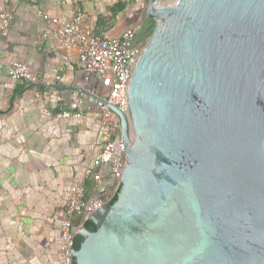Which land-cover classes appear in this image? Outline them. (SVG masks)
<instances>
[{"label": "water", "instance_id": "1", "mask_svg": "<svg viewBox=\"0 0 264 264\" xmlns=\"http://www.w3.org/2000/svg\"><path fill=\"white\" fill-rule=\"evenodd\" d=\"M144 13L127 113L58 82L72 110L117 115L125 157L115 201L86 215L95 229L72 219V264H264V0H148Z\"/></svg>", "mask_w": 264, "mask_h": 264}, {"label": "crops", "instance_id": "2", "mask_svg": "<svg viewBox=\"0 0 264 264\" xmlns=\"http://www.w3.org/2000/svg\"><path fill=\"white\" fill-rule=\"evenodd\" d=\"M71 3L0 0V12L13 16L0 33V264H64L59 224L69 187L82 182L89 197L110 195L114 189L106 175L99 180L84 177L86 167L98 170L94 160L106 139L97 120L99 106L81 110L80 121L47 114L54 109V97L65 96L58 82L89 89L95 81L77 61L75 50L67 52L44 36L46 26L38 11L68 19ZM79 3L102 35L117 36L145 16L143 11L129 15L132 2L126 0ZM121 4L124 8L118 10ZM13 61L25 62L34 80H11ZM33 82L39 85L29 87Z\"/></svg>", "mask_w": 264, "mask_h": 264}, {"label": "built area", "instance_id": "3", "mask_svg": "<svg viewBox=\"0 0 264 264\" xmlns=\"http://www.w3.org/2000/svg\"><path fill=\"white\" fill-rule=\"evenodd\" d=\"M71 2L72 11L68 19L38 11L46 26L44 36L54 38L59 46L67 52L75 50L77 61L95 77V81L88 90L127 113L129 78L133 66L148 39L147 36L127 47L139 28L141 18L134 19L117 36L102 35L95 32L91 17L83 10L79 0H71ZM131 2L129 15H135L139 11H145L148 0H132ZM12 18L13 16L9 11L3 10L0 12V33L9 27ZM8 76L13 81L31 82L34 80L27 64L22 61H13L10 64ZM35 95L38 96L39 94L35 93ZM53 103L54 109L47 111L48 115L56 118H74L80 121L82 111L72 110L65 96L56 95ZM99 108L97 120L106 139L102 142L101 149L94 160L98 170L93 171L91 168L86 167L84 177L99 180L106 175L112 181L114 189L110 195L89 197L86 194L84 183L77 182L69 187L65 201V216L59 224L60 251L64 264H72L74 258L70 248L74 236L72 218L80 215L83 223L86 220V215L91 214L103 203L111 200L117 191L125 161L124 155L118 157L119 151L124 150L122 140L117 139L120 134L119 119L105 105ZM112 134L115 136H112ZM100 168L105 169L104 173L100 172Z\"/></svg>", "mask_w": 264, "mask_h": 264}, {"label": "flooded vegetation", "instance_id": "4", "mask_svg": "<svg viewBox=\"0 0 264 264\" xmlns=\"http://www.w3.org/2000/svg\"><path fill=\"white\" fill-rule=\"evenodd\" d=\"M153 27V20L147 18L146 16L142 17L139 20V28L137 30V38L143 39L146 36V34L151 30Z\"/></svg>", "mask_w": 264, "mask_h": 264}, {"label": "trees", "instance_id": "5", "mask_svg": "<svg viewBox=\"0 0 264 264\" xmlns=\"http://www.w3.org/2000/svg\"><path fill=\"white\" fill-rule=\"evenodd\" d=\"M129 2H131L132 0H127ZM124 8V4H121L120 6H118V10H121ZM112 136H115L114 134H112ZM119 189V188H118ZM117 191L115 192V194L112 196L110 203H113L116 199L117 196ZM84 225L87 227V229L89 230H94L95 229V225L93 224V222L89 219H86L84 222ZM82 241V237L80 236H74V245L77 247L79 245V243Z\"/></svg>", "mask_w": 264, "mask_h": 264}]
</instances>
